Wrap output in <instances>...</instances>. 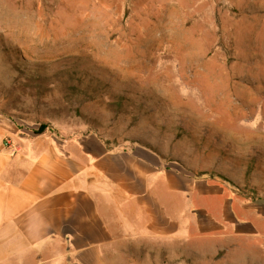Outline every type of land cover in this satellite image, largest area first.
Segmentation results:
<instances>
[{
  "label": "rangeland",
  "instance_id": "rangeland-1",
  "mask_svg": "<svg viewBox=\"0 0 264 264\" xmlns=\"http://www.w3.org/2000/svg\"><path fill=\"white\" fill-rule=\"evenodd\" d=\"M0 113L264 202V0H0ZM242 244L198 264H264Z\"/></svg>",
  "mask_w": 264,
  "mask_h": 264
},
{
  "label": "crops",
  "instance_id": "crops-1",
  "mask_svg": "<svg viewBox=\"0 0 264 264\" xmlns=\"http://www.w3.org/2000/svg\"><path fill=\"white\" fill-rule=\"evenodd\" d=\"M20 126L0 113V264H198L261 242L262 200L141 145Z\"/></svg>",
  "mask_w": 264,
  "mask_h": 264
},
{
  "label": "trees",
  "instance_id": "trees-1",
  "mask_svg": "<svg viewBox=\"0 0 264 264\" xmlns=\"http://www.w3.org/2000/svg\"><path fill=\"white\" fill-rule=\"evenodd\" d=\"M42 128H45V127H42L41 126V131H39V132H37V133H42V132H44V130L45 129H42ZM137 145H141V146H144V147H146V148H148V149H150V150H153L152 148H150V147H148V146H146V145H144V144H142V143H139V144H137ZM155 151V150H154ZM157 152V151H156ZM173 161H176V160H173ZM194 174V173H193ZM195 175V174H194ZM216 174H212V178H214V176H215ZM196 176V175H195ZM219 176V175H218ZM200 178H204V177H200ZM216 178V177H215ZM223 180H227L226 178H223V177H221ZM211 180V179H210ZM215 181H217V179H214ZM242 196H244V197H246V195H244L243 193H241V192H239ZM251 197H254L255 199H256V197L255 196H251ZM251 199H253V198H251Z\"/></svg>",
  "mask_w": 264,
  "mask_h": 264
}]
</instances>
